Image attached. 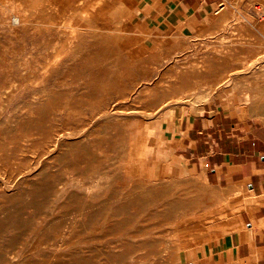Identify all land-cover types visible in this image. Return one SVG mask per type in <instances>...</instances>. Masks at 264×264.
I'll use <instances>...</instances> for the list:
<instances>
[{"label":"rangeland","instance_id":"rangeland-1","mask_svg":"<svg viewBox=\"0 0 264 264\" xmlns=\"http://www.w3.org/2000/svg\"><path fill=\"white\" fill-rule=\"evenodd\" d=\"M144 4L0 0V264H182L246 202L212 199L174 138L208 106L264 134V0L192 26Z\"/></svg>","mask_w":264,"mask_h":264},{"label":"crops","instance_id":"crops-1","mask_svg":"<svg viewBox=\"0 0 264 264\" xmlns=\"http://www.w3.org/2000/svg\"><path fill=\"white\" fill-rule=\"evenodd\" d=\"M133 1H145L142 8L150 7L149 15L158 11L163 23L182 26L208 21L226 2ZM232 120L223 110L208 106L201 115L182 122L174 138L175 161L187 165L186 173L203 182L212 199L246 196L235 217L225 221L223 235L211 239L204 252L198 249L192 263L186 260L182 264H264V134H255L245 123Z\"/></svg>","mask_w":264,"mask_h":264},{"label":"bare ground","instance_id":"bare-ground-1","mask_svg":"<svg viewBox=\"0 0 264 264\" xmlns=\"http://www.w3.org/2000/svg\"><path fill=\"white\" fill-rule=\"evenodd\" d=\"M20 24H21V20H15V22H13L14 26H17V25H20ZM229 77L230 76L227 75V76H222V78L220 80L217 79L216 85H220V84L223 85L224 84L223 82L225 80H227V78H229ZM259 102H260V100L255 101V103H257V104H260ZM263 106H264V103H263V105L260 104L259 108L263 107ZM258 112H259L258 114L261 116V118L264 119V108L260 109ZM231 191H234V190H231ZM227 225H228V222H224V223L221 224V226L224 227V228H226ZM217 236H218L217 233H213V234H210L208 236H202V237H199V238H191V239H188V240L180 242L176 246V257H178L179 254H183L185 256L186 260H191L193 257H195L196 251L198 249L204 252L206 244L211 239L216 238Z\"/></svg>","mask_w":264,"mask_h":264}]
</instances>
